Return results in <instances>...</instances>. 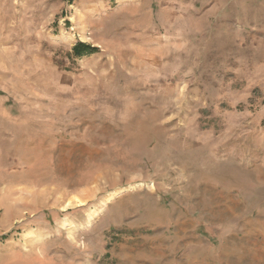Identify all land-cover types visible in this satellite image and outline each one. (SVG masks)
I'll list each match as a JSON object with an SVG mask.
<instances>
[{
  "label": "rangeland",
  "instance_id": "obj_1",
  "mask_svg": "<svg viewBox=\"0 0 264 264\" xmlns=\"http://www.w3.org/2000/svg\"><path fill=\"white\" fill-rule=\"evenodd\" d=\"M0 264H264V0H0Z\"/></svg>",
  "mask_w": 264,
  "mask_h": 264
},
{
  "label": "trees",
  "instance_id": "obj_2",
  "mask_svg": "<svg viewBox=\"0 0 264 264\" xmlns=\"http://www.w3.org/2000/svg\"><path fill=\"white\" fill-rule=\"evenodd\" d=\"M96 51H98V48L96 46H93L92 44H86L80 41L75 43V45L72 47V50H71L73 57L90 55L91 53H94Z\"/></svg>",
  "mask_w": 264,
  "mask_h": 264
}]
</instances>
